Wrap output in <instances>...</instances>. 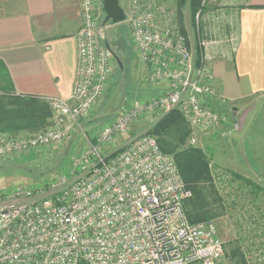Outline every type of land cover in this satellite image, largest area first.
<instances>
[{
    "label": "built area",
    "instance_id": "1",
    "mask_svg": "<svg viewBox=\"0 0 264 264\" xmlns=\"http://www.w3.org/2000/svg\"><path fill=\"white\" fill-rule=\"evenodd\" d=\"M217 2L201 0L192 36L186 25L182 32L178 11L166 0H127L125 24L147 81L166 90L122 111L88 139L69 175L39 189L0 191V264H221L226 249L216 224H193L184 213L192 192L174 158L148 134L114 150L140 121L173 111L190 127L192 147L201 135L226 138L242 130L241 115L219 110L234 108L214 87L209 65L216 46L234 41L210 27L207 7ZM102 8L103 0H81L71 99L49 100L53 120L44 131L0 135V159L58 146L105 100L116 59L101 41L107 27L99 24Z\"/></svg>",
    "mask_w": 264,
    "mask_h": 264
},
{
    "label": "crops",
    "instance_id": "2",
    "mask_svg": "<svg viewBox=\"0 0 264 264\" xmlns=\"http://www.w3.org/2000/svg\"><path fill=\"white\" fill-rule=\"evenodd\" d=\"M207 14L212 29L223 36L233 34L232 44L212 50L209 65L214 87L234 108L219 110L236 117L246 103L264 101V0H218L207 7ZM80 27L81 0H0V90L47 101L70 100ZM117 71L114 68L112 77ZM113 85L108 84L94 115L102 110ZM145 86L149 89L145 101L166 90V85Z\"/></svg>",
    "mask_w": 264,
    "mask_h": 264
},
{
    "label": "rangeland",
    "instance_id": "3",
    "mask_svg": "<svg viewBox=\"0 0 264 264\" xmlns=\"http://www.w3.org/2000/svg\"><path fill=\"white\" fill-rule=\"evenodd\" d=\"M166 3L170 8L177 9L175 0H166ZM121 4L125 7L127 0H122ZM101 13L100 11L99 15ZM184 14L185 25L193 36L191 13L184 9ZM104 21L103 14L99 16V24L103 25ZM120 31L124 32L127 45L121 42ZM101 41L110 46L121 61L122 69L115 61L114 68L118 71L109 82V86L114 85L100 113L82 121L81 128L75 129L69 138L56 147L31 152L19 158L0 159V191L10 192L19 187L39 189L55 181L59 175H69L74 169V161L87 148L88 139L98 134L122 111L148 98L149 89L145 85L149 83L146 81L149 72L132 45L129 26L125 23L107 24ZM252 107L254 110L251 112ZM239 113L243 118L242 131L226 138L220 133H215L211 138H200L195 147H202L211 159L213 173L225 201L222 216L213 222L226 252L232 244L239 243L248 255L249 262L264 264V195L255 196L250 188L234 180L231 174H239L264 188V101L246 103ZM157 121H140L131 128L130 133L119 139L114 150L147 134ZM28 134L30 133L20 132L16 136H4L23 137ZM188 146H191L190 138ZM221 264H231L227 255Z\"/></svg>",
    "mask_w": 264,
    "mask_h": 264
},
{
    "label": "trees",
    "instance_id": "4",
    "mask_svg": "<svg viewBox=\"0 0 264 264\" xmlns=\"http://www.w3.org/2000/svg\"><path fill=\"white\" fill-rule=\"evenodd\" d=\"M176 7L181 30L185 33L184 9L190 11L195 25V15L202 9L201 0H176ZM119 33L121 42L127 45L124 32ZM0 92V135L16 136L20 132L33 135L52 124L53 112L49 101L35 96H19L14 91ZM147 134L156 139L164 154L174 158L186 188L192 192V197L183 204L187 219L196 224L221 217L225 201L214 176L211 159L202 147L188 146L191 129L181 113L173 111L163 116ZM231 174L234 180L250 188L255 196L264 195V188L253 180ZM226 255L231 264H252L239 243L232 244Z\"/></svg>",
    "mask_w": 264,
    "mask_h": 264
},
{
    "label": "water",
    "instance_id": "5",
    "mask_svg": "<svg viewBox=\"0 0 264 264\" xmlns=\"http://www.w3.org/2000/svg\"><path fill=\"white\" fill-rule=\"evenodd\" d=\"M122 0H103L102 12L105 15V21L103 26L106 27L107 24L111 25H121L126 21L125 9L121 4ZM107 49L112 51L110 46L106 44ZM113 52V51H112ZM113 55L116 59L118 67L122 69L121 61L116 57L115 53Z\"/></svg>",
    "mask_w": 264,
    "mask_h": 264
}]
</instances>
